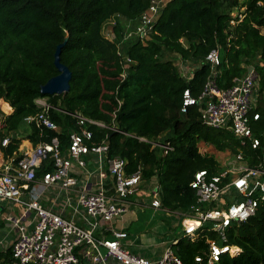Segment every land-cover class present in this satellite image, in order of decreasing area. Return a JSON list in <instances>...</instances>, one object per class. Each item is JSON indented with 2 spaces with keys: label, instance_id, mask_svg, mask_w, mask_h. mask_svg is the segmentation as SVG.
Instances as JSON below:
<instances>
[{
  "label": "trees",
  "instance_id": "trees-1",
  "mask_svg": "<svg viewBox=\"0 0 264 264\" xmlns=\"http://www.w3.org/2000/svg\"><path fill=\"white\" fill-rule=\"evenodd\" d=\"M151 1L0 0V101L12 109L5 119V130L13 136L6 154L16 152L22 139L36 145L56 134L45 132L40 137L34 125L24 122L40 112L35 104L38 98H47L54 107L49 115L60 128L56 135L61 149L68 145L69 133L78 131L69 113L110 125L119 99L116 126L123 134L95 129L93 141L106 138L108 156L127 160L128 173L142 165L145 179L156 177L163 208L186 211L196 201L189 186L195 173L203 170L214 175L223 170L213 155L199 152V143L229 152L233 158L241 153L249 167L261 161V149H253L248 140L242 145L230 131L203 125L197 105L188 106L184 114L180 109L184 91L192 97L201 93L211 72L205 58L219 49L218 87H231L249 66L258 74L260 99L252 113L258 112L260 119L251 127L253 137L263 141L264 0H171L147 38L121 44V51L133 62L121 80L117 45L124 27L116 23L113 40L103 35V27L116 16L136 21ZM240 11L242 19L232 17ZM66 37L60 61L71 72L70 89L64 95L41 94L40 87L58 75L54 53ZM172 55L198 66L189 80L168 58ZM129 135L150 141L160 138L173 150L167 154L151 150L149 144ZM228 242L241 250L239 255H223L215 264H264V205L254 217L231 227ZM171 248L182 264H195V257H202L201 264H206L207 248L202 240L179 238ZM0 261H11L10 249L0 252Z\"/></svg>",
  "mask_w": 264,
  "mask_h": 264
},
{
  "label": "built area",
  "instance_id": "built-area-1",
  "mask_svg": "<svg viewBox=\"0 0 264 264\" xmlns=\"http://www.w3.org/2000/svg\"><path fill=\"white\" fill-rule=\"evenodd\" d=\"M163 2L152 0L133 26L132 21L127 22L131 29L117 45L122 62L121 80L125 79L133 63L121 51V44L129 39L143 41L147 38L163 10ZM241 11L232 13V17L242 19ZM235 23V20L231 21L232 25ZM112 24L115 25L114 21ZM107 38L113 40L115 34ZM220 61L219 49L208 53L205 63L210 66V75L197 97L184 91L180 113L184 114L188 106L197 105L203 125L230 131L242 145L248 140L253 149H261V161L255 167H249L238 153L233 164L220 173L210 175L207 171H198L189 184L196 201L186 211H177L176 216L182 226V239L205 243L206 264L217 263L223 255H239L241 250L228 242L229 231L232 226H239L254 217L258 208L264 205V133L261 141L253 137L251 127V123L260 119L258 112L252 113L256 108L258 74L253 68L235 78L231 87L222 89L215 82ZM191 74L184 76L182 73V77L189 80ZM47 101L36 99L40 112L24 119L26 124L39 130L40 137L45 132H60L49 115L54 107ZM116 101L119 108L122 102ZM118 108L111 115L110 125L80 113H69L75 119L78 131L69 133L65 149H61L60 139L55 134L27 151L18 149L8 155L6 149L13 136L5 130V119L12 109L0 101V208L12 203L20 209V216L10 220L15 237L9 246L11 261L6 264H182L171 247L154 260L133 254L124 247L122 241L127 237L126 233L112 230L111 238L98 234L99 231L102 233L103 223L123 216L129 199L138 195L143 183L148 187L151 207L155 210L163 208L161 187L156 177L145 179L142 165L128 173L127 160L108 156L106 138L99 143L93 141L95 129L123 134L116 126ZM129 136L163 154L173 150L170 143H163L160 138L150 141ZM177 242L178 239H173L172 245ZM100 248L105 250L104 255ZM194 260L195 264L204 261L202 257ZM0 264H4L3 261Z\"/></svg>",
  "mask_w": 264,
  "mask_h": 264
},
{
  "label": "rangeland",
  "instance_id": "rangeland-1",
  "mask_svg": "<svg viewBox=\"0 0 264 264\" xmlns=\"http://www.w3.org/2000/svg\"><path fill=\"white\" fill-rule=\"evenodd\" d=\"M167 0L162 3L163 8ZM170 2V0H168ZM167 2V3H168ZM236 13V12H235ZM234 13V15H235ZM119 22L124 27V33L122 38L129 29L127 22L123 18H114L107 22L103 27V35L109 37L113 35L115 25ZM135 21L131 23L133 26ZM115 34V33H114ZM133 40V39H129ZM122 47V46H121ZM168 58L172 59L179 70L186 76L188 73L193 72L196 64L193 62H182L178 56L172 55ZM259 88V87H258ZM47 100V98H45ZM260 96L258 90L256 93L255 106L259 103ZM48 102V101H47ZM199 152L201 154L213 155L220 163L221 167L227 168L233 164V157L229 152H218L213 147L200 143L198 145ZM19 211V210H18ZM130 217L129 220L123 221V225H126V231L128 232L129 249L136 255L146 258H159L164 250L171 247L173 239L181 238V223L176 215H157L149 208H144L140 213L136 215H126ZM101 254H105V250L100 248Z\"/></svg>",
  "mask_w": 264,
  "mask_h": 264
},
{
  "label": "crops",
  "instance_id": "crops-1",
  "mask_svg": "<svg viewBox=\"0 0 264 264\" xmlns=\"http://www.w3.org/2000/svg\"><path fill=\"white\" fill-rule=\"evenodd\" d=\"M3 108L5 110H8V107L5 104H3ZM10 111H12V110H10ZM19 137H22V136H19ZM33 146L34 145L29 140H23L22 139L19 146H18V149L20 151H23V150L27 151L30 148H32ZM147 192H148V187H147V185H145L143 183L140 186V191H139L138 195L129 199V201L126 205V212L123 214V216L119 219H116L113 222L103 223L102 229H101L102 233L99 231L98 234L103 235L105 238H111L112 237V235H111L112 230H115L117 232L126 233L127 237L122 241V244L124 247L129 249L131 244L129 245V242H127V241L129 239L130 235L126 231V229H127L126 225H123V221L125 220V222H126V220H129V218H130L129 216L126 217V215H136L137 213H140V211H142L144 208L151 209L153 211V213H155L157 215H178L177 212L170 211V210L165 211L164 208H162L160 210L153 209L150 205V200H149V197L147 195ZM18 210H20L19 207L12 204V203L5 204L3 206V209L0 208V252H5L7 249H9V246H10L13 238L15 237V233L11 229L10 220H13L14 218H18L20 216V215H18L19 214ZM131 252L133 254H135L133 251H131ZM162 254H161V256H162ZM159 258H156V259H159ZM149 259L156 260L155 258H149Z\"/></svg>",
  "mask_w": 264,
  "mask_h": 264
},
{
  "label": "water",
  "instance_id": "water-1",
  "mask_svg": "<svg viewBox=\"0 0 264 264\" xmlns=\"http://www.w3.org/2000/svg\"><path fill=\"white\" fill-rule=\"evenodd\" d=\"M67 41V37L64 41L56 47L54 53V61L53 64L58 71V75L50 78L44 85L40 87L41 94L44 95H64L66 94L69 89V81L71 79V72L67 66L61 63L60 61V53L62 47L65 45ZM253 69L252 66L247 68V72L249 73L250 70Z\"/></svg>",
  "mask_w": 264,
  "mask_h": 264
}]
</instances>
